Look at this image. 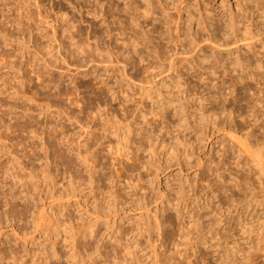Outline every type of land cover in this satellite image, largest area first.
<instances>
[{
    "label": "rangeland",
    "instance_id": "374dc122",
    "mask_svg": "<svg viewBox=\"0 0 264 264\" xmlns=\"http://www.w3.org/2000/svg\"><path fill=\"white\" fill-rule=\"evenodd\" d=\"M38 1L43 6L40 11L37 9ZM120 3L124 7L122 0ZM184 5L181 12L175 6H171L169 13H162L161 8L155 10L159 44L153 43V37L152 41H140L136 47L129 44L130 50L136 48L138 53L133 54L134 66H129L124 73L109 47L108 36L101 30L100 14V17L96 15L93 18L87 10L80 11L65 0L62 5L58 4V0H0V135L4 138L1 140L6 142L0 154L1 162L4 166L9 165L11 160L21 159L24 169L18 167L20 173L34 168V182L41 186L38 198H43L39 204L47 203L46 218L50 220L49 225L45 220L44 233L36 232L35 237L26 242L17 238L11 229L12 223L20 231L22 227L31 225L33 218L24 211L22 197L17 200L19 204L15 208L6 206L4 194L9 186L18 196L23 186L20 182L16 185V180L13 183L7 175L4 179L0 173L1 186H7L0 189V217L6 210L14 220L9 227L0 222L1 226H5V230L0 229V250L4 247L3 239L9 238L10 241L14 238L15 241L16 238L17 241H10L15 249L18 247L17 250L23 251L28 247L55 264H90L93 259L100 260V252L104 253L103 257L108 255L105 257L108 264H115L111 260L114 255L113 241L122 227L123 231L127 228L134 231L124 237L126 243L127 238H130L128 243L134 242L132 245L127 243L130 245L128 253L121 251L122 255L129 254L131 259H135L132 264H179L188 257L195 259L192 264H203L202 258L206 264H264V250L256 249L259 240L248 244L243 236L235 235L239 232L235 217L244 220L246 199L255 201L262 197L264 204V180L258 166L259 154H264V0H187ZM60 6L64 7L66 14L58 12ZM132 11L130 13H134L141 22L152 16L144 13V7ZM91 25L98 26L100 39L93 36ZM144 28L152 30L153 36L151 25L148 27L146 22ZM212 33L221 40L213 41L210 38ZM172 36L175 37L167 46L163 37ZM195 40L200 45L197 49L199 57L194 55ZM177 42L183 43L189 52L193 50V55H190L194 60L186 62L184 55L174 54L173 44ZM171 58L176 63L174 69L170 66ZM108 86L120 91L118 100H113V96L107 93L98 94ZM202 97L212 98L210 103L205 104L208 115L202 110ZM124 100H129L131 115L138 105L143 109L160 103L170 106L166 120L155 119L152 141L146 144L149 151H152L150 146L153 148L155 167L146 171L142 179H138L141 176L137 172L133 173V177L125 175L121 190L116 180L105 184L107 192L116 188L123 194V201L128 203L131 201L128 195L132 189L130 182L136 178L145 189H138V196L133 199L138 202L139 198H146L149 204L142 209H137V202L134 205L124 204L125 208L119 210V215L113 214L109 220L94 223L98 243H93V237H90L93 241L89 247L79 243L76 249L79 259L72 260L70 257L77 251L72 249L70 216H76L77 211L71 207L68 215L67 210L62 211L59 203L53 202L47 192L49 189L56 191L51 183L53 181L58 182V186L70 181L72 169L69 159L73 149L69 142L72 141V134L78 130L81 132L87 120L93 119L94 124L97 121L105 123L108 121L106 116L111 115L109 111L119 112L117 115L121 116L118 105L121 106ZM172 105L179 109V115ZM7 124L11 129H6ZM61 128L62 135L57 132ZM13 146L15 149L10 148ZM148 150L143 156L149 161ZM102 165L103 162L100 163L101 169ZM12 168L16 173L17 169ZM43 168L45 171L51 169V178L45 177L47 172ZM50 184L51 188L47 187ZM249 185L256 190L242 193V207L237 212L233 206L237 188L245 192L246 188L242 186L248 188ZM81 213L84 214V211ZM84 216L86 218L87 215ZM91 216L88 220L96 222ZM156 217L161 222V230L157 228ZM146 224L150 226V231L146 230ZM56 227L61 231H55ZM59 231L60 236L54 237ZM236 239L239 241L235 242ZM54 241H58V247L54 246ZM106 244L107 247L104 246ZM98 246L101 251H96ZM54 247L63 255L60 260L53 256ZM1 253L0 264H3ZM72 253L75 254L71 256Z\"/></svg>",
    "mask_w": 264,
    "mask_h": 264
},
{
    "label": "bare ground",
    "instance_id": "6f19581e",
    "mask_svg": "<svg viewBox=\"0 0 264 264\" xmlns=\"http://www.w3.org/2000/svg\"><path fill=\"white\" fill-rule=\"evenodd\" d=\"M65 1H68L69 4L72 7H74V6H75V8L77 7L80 11L81 10L82 11L83 10H87L88 13H91L93 18L96 15L99 16V14H100V16H102L101 23H100V24H102L101 25V27H102L101 30L104 33H106V35L108 36V38H109V47L112 50V53H114L116 55L115 58H116L118 64L121 65L122 71L125 73L129 66H134V60H133L134 55L133 54H137L138 53L136 48H134V50H130L129 44L130 45L134 44V47H136V45L138 43H141L140 41H146V40L152 41L151 40L152 37H153V43L157 44V45L159 44L158 39H159L160 36L158 37V35H156V32H157L156 30L158 28V21H157V19H154L155 10L158 9V8L159 9L161 8L160 10H161L162 13H165V12L169 13V11L171 9V6H175V8L179 9V12H181L182 5H184L187 0H146V1H144V0L143 1L142 0H122L124 7H121V3H120L121 0H77L76 2H74V0H65ZM62 2H63V0H58V4L59 5H62ZM41 5H42L41 2H39L38 6H37L38 7L37 9H39V8L41 9L43 7ZM143 7H144V13L145 14H152V16L150 17V19H147L146 21L144 20V22H141V19L139 20V18L134 13H130V12H133L132 10H141V8L143 9ZM185 7L186 8L188 7L187 4H186ZM63 8H64L63 6H60L59 10H58L59 13H62L61 15L66 14L65 12H63L64 11ZM40 9H39V11H40ZM180 15H182V13H180ZM96 19H97V17H96ZM48 22H50V21H48ZM146 22L148 24V27H149V25H151L153 27V36H152V30L151 31H146V28H144V25H145ZM51 26H53V25H51ZM91 26H92L91 28H93V30H92L93 31V36L95 38H97V39H100L99 38V34H98V32H99L98 26L97 27H95L96 25L95 26L91 25ZM70 30H72V29L70 28ZM62 35H64V34H62ZM7 37H8V35H7ZM174 37L175 36L163 37V40L165 41V43L168 46L169 43L172 42ZM210 38H212V40L216 41V42H219L221 40L216 34H213V33H212V36ZM197 42L198 41L195 42L193 48L196 49L195 50L196 53H194V55L196 54V56L199 57V55H197L198 54L197 49H198V46L200 47V45ZM61 43H63V42H61ZM173 48H175L174 50H176V53L174 52V54H177V55L178 54H182V55H184V57H183L185 59L184 61L190 62V60H194L192 58L193 50H191V52H189L186 49V47H185V45L183 43H179V42L174 43L173 44ZM191 53H192V55H190ZM170 66L173 69L175 68L176 63L174 61V58H171ZM173 69H171V70H173ZM242 70H244V69H242ZM45 74H46V72H45ZM160 74H162V73H160ZM177 76H178V78H180V74L179 73H177ZM39 78H40V76H39ZM180 85L183 86L184 84L181 82ZM112 88H110L109 86L105 87V89L103 91L99 92L98 94L99 95L103 94V93H105V94L107 93L108 95L110 94L111 96H113L112 99L116 101V100H118L117 94L120 93V91H117V90L112 89ZM0 90H1V88H0ZM15 91H17V90H15ZM123 93H125V91ZM98 94H96V96ZM85 95H86V93H85ZM102 96H105V95H102ZM208 97H210V96H208ZM106 98H108V97H106ZM32 99H33V97H32ZM201 99H202V103H203L202 104V110H204V113L206 112L207 115H208L209 112L206 111L207 107L205 106V104L207 102L210 103V100L212 98L210 99V98H207V97L206 98L202 97ZM78 101H77V103H78ZM108 102L109 101H107V103ZM213 102L214 101H212V103ZM215 102H217V101L215 100ZM105 103H106V101H105ZM118 103H119V101H118ZM74 104H76V103H74ZM160 104L153 105L151 108H148V109H143L142 107H140V105H138L136 107L137 109L134 110L135 113L134 114L132 113V115H131L130 114L131 111H129V107H130L129 100H124V102L121 103V106L118 105V107L121 109V112H122L121 116L117 115V114H119V112L117 114H115L114 110H113V113H112V111L108 110L109 112H111V113H109V114H111L110 115L111 118L107 114L108 117L106 116V119L108 118L107 119L108 121H106L105 123L103 122L104 124L101 123V121H100V123H97L98 121L96 119L95 120L97 122L95 121L96 123L94 124V122L92 121L93 119L91 118L92 119L91 121L93 122L94 125H92V122L90 120H87L86 122H84V125H82V127H81L83 132L82 131L80 132V130H78L79 132L77 131L74 134H72L73 135V137H71L72 141H70L71 139L69 140L70 141L69 143L72 144V149H73L72 157L69 159V166L72 169L71 170L70 181H69L68 184H64L63 183L62 186H58L59 183L56 182V181H53L51 183H53V186H55L53 188H55L56 191L49 189V192H47V190H46V192L48 193V197L53 202H58L59 203V207H62L61 208L62 211L65 209V210H67V213H68V212L71 211V209H70L71 207H75V211H77V215L76 216H70L71 222L69 221L70 223H72L71 224V226H72V235H70L72 239L70 237H69V239L72 240L71 242H72L73 247H74V248H72L73 251L74 250L77 251L76 249H77L79 243H81V245H85L86 247H89L92 244L91 241H93V240H94L93 243H96V242L98 243V240H99L98 239V233H96V229L93 228L94 227V223L101 222L102 219L109 220L110 216H112L113 214H115V216L119 215L120 214L119 210H122L123 208H125L124 204H129L130 203L131 205H134V203L137 202V200L133 199V198H134V196H136L138 194L137 193L138 189H140V190L145 189L144 185L138 184V182L135 180L136 178L134 177L135 179H133L132 177L134 175L133 173L137 172L141 176V178H138V179H142V176L144 175V173H147L146 171L151 170L156 165L155 161L153 159V148L150 146L152 151H149L148 150L149 148H147L146 144H147V142H151L152 141V131L155 129V127H154L155 125L154 124H156V120L155 119L166 120V118H167V110L169 109L170 106H165L163 103L161 105ZM213 104H215V103H213ZM131 106H132V104H131ZM172 107L174 109V112L177 113V115H179V109L176 106H174V105H172ZM113 108H115V106ZM231 108H233V107H231ZM104 110H105V108H104ZM210 112L212 114L214 111L210 110ZM46 114H47V112H46ZM54 114H57V113H54ZM216 114L217 113H215V115ZM100 115L102 116L101 113H100ZM100 115L98 114L99 118H100ZM117 117H120L119 118L120 120H118ZM99 118H98V120H99ZM109 118H110V120H109ZM114 118H116V119H114ZM75 119H77V117ZM100 120H103L102 117L100 118ZM180 120H181V118L178 119V122H180ZM104 121H105V119H104ZM78 122L80 123V121H78ZM58 124H57L56 128L59 127ZM47 125H45V126H47ZM6 129H11L10 125H8L6 127ZM62 129L63 128L59 129V131L57 130V132H59L61 135H62V132H63ZM34 132H36V131H34ZM64 133H67V132H64ZM68 138H70V137H68ZM1 139H4V138H2V136L0 135V154H1L2 148L4 147L3 145H5V143H6V142H3V140H1ZM62 141H64V139ZM2 143H4V144H2ZM98 144H99V147H98ZM95 146L98 147V148H96ZM10 148H14V146L10 147ZM147 150L150 152L149 161L145 160V158L143 156ZM253 153L254 152H252V156H253ZM261 153H263V152H261ZM15 155H16V153H15ZM61 155H63V154L61 153ZM259 155H260L259 156L260 160H259V157L257 159L259 160L261 165L259 164L258 166H260V168H261V173H262L263 180H264V163H263L264 162V159H263L264 158L263 157L264 154H259ZM67 156H68V154H67ZM253 157L256 158L255 156H253ZM18 160H16V161L11 160V162H9V165L7 164L8 166L7 165L3 166L4 162L3 163L1 162L2 160H1V157H0V173L2 174V176L3 177H4V175H5V177L9 176L12 179H10L9 177L8 178L10 180H13L14 181L13 183H15L17 181L16 185L18 184V182H20V183H22V186H23V190L21 189L20 193L18 192L19 193V196H18L13 191L11 185L10 186L8 185L10 188L8 190L6 189L7 191L5 192V194L3 193L5 195V199H6V201H5L6 202V206L9 205L12 208H15L19 204V203H17V200L21 199V197H22V199H24V203H23L24 207H23V205H22V207L24 208V211L26 213H29V215H31V217L33 219H32L31 225L26 226V227H22L21 230L18 231L16 226H15V223H14V225L12 223L14 220L10 218V216L8 214V211L4 210L3 211L4 214H2L1 217H0V222H1V224L2 223H4V224L6 223L7 227H9L10 223H12L11 226H13V227L11 229H13L12 231L14 232L15 236L17 238H19L20 240H23L24 242H26L29 238L33 239L35 237L36 232H39L41 234L44 233L45 232L44 224L47 221L48 225H49V221L50 220L48 221L47 218H46L47 217L46 209H48V208H46L45 205L47 203L45 204V202H44L43 205L39 204V201L42 200L43 198H42V196L40 197L41 199L38 198V194L37 193L41 192L40 191V189H41L40 187L41 186L40 185L38 186V184L36 185L35 182H34L36 180V175L34 174L35 172L33 171L34 168L33 169L31 168L30 170L26 169V170H28L27 172H24L25 171L24 170L23 171L24 173L23 172L20 173L18 171V167L21 166V163H20L21 159H20V161H18ZM102 162H103V165H102L103 167L101 169L100 168V163H102ZM60 165H61V162H60ZM12 166L17 169L16 173H14V170H12L13 169ZM22 166L20 167L21 170L24 169V167H22ZM46 168L47 167H45V169ZM45 169H44V171H45ZM10 171H13V172L10 173ZM40 171L42 173V170H40ZM44 171H43V173H44ZM45 172H47V174L45 176L46 178L47 177L51 178V176L53 175L51 169H47ZM128 173H131V174H128ZM42 175H44V174H42ZM125 175H128L127 176L128 178H129V175H131L132 176L131 179H133L132 182L129 181L132 189L128 191V195H129L130 200H131L128 203L123 201V194L120 191H117L116 188L113 189V190H109L108 192L106 191L107 189H105V188H107L106 185H105L106 182L108 183V181H110L111 183H114V181L116 180L117 183H119L118 185L120 186L119 190H121V186H122V182H123L122 178H125ZM5 177H4V179H5ZM9 179H6V180L9 181ZM53 179H54V177L52 178V180ZM139 182H140V180H139ZM1 183H2V181H0V189H2L3 187L4 188L7 187V186L6 187L5 186H1ZM263 183H264V181H263ZM261 184H262V182H261ZM51 185L52 184H50L47 187L51 188ZM242 187L244 189L246 188L245 192H243L242 189H238L237 188L238 193H235V197H234L233 206L235 208V211H237V212L239 210H241V207H242V204H241L242 201H243V198H241L242 193H244V194L247 193L248 194L250 192H255L253 190H256V187L253 188V185H249V187H248L249 189L246 186H242ZM122 189H124V188H122ZM257 189L261 190V187L260 188L257 187ZM106 193H107V195H106ZM22 194H24V195H22ZM49 194H51V195H49ZM48 197H46V198H48ZM255 198H257V196H255ZM261 198L255 200V201L253 199H251V198H249V200L246 199L247 200V203L245 205V211L246 212L243 213L244 220L240 219V217L239 218L237 216L235 217L236 228H238L239 230L238 229L237 230L240 232V233L237 232L235 235L237 236V235L240 234L241 236H243L244 240L246 242H248V244L253 243L252 241H254V240H259V243L257 244L256 249H260V250L263 251L264 248H262V242H264V216H263L264 215V211H263V205L264 204L261 202ZM44 200H46V199H44ZM63 200H66V202L64 203ZM67 203H68V205H67ZM148 204H149V201H147L146 198L144 199V198L141 197V198L138 199V202H137L136 206H137V209L138 208L142 209V208H147ZM121 205H123V207H121V209H120ZM258 207L261 208V211H259ZM12 210H14V209H12ZM53 211H51V212H53ZM83 211H84V214L81 213ZM79 213H81V214H79ZM53 215H50V216L54 217ZM64 215L67 216L66 214H64ZM68 215H69V213H68ZM84 215H87L86 218H85ZM91 215L93 216V218H95L96 222L91 221V219L88 220L89 216H91ZM50 216H48V217L50 218ZM258 216H260V218L263 219V220L260 221V218ZM67 217H69V216H67ZM83 218H84L85 221L83 220ZM52 219L53 218H51V221H52ZM80 221H82V222H80ZM53 222H54V219H53ZM55 222H58L57 219H56ZM156 222H157V226H158L157 228L159 230H161V224H160L161 222H160L158 217H156ZM51 223L52 222H50V224ZM6 224H5V226H6ZM53 224L55 225L56 223H53ZM58 224H60V223H58ZM147 224H146V226H147ZM54 225H52V226L54 227ZM4 227L0 225V229L1 230H3ZM48 227L49 226H47V228ZM60 227H62V226H60ZM58 229L61 231V229L59 227H56L55 231H57ZM130 229L127 228L126 231H123L122 227H120L119 228L120 233H118V235L115 234V236H114V241H113L114 245H113V248H112V250H113L112 253L114 255L113 256L110 255V254L109 255H110V258L112 256L111 260H112V262H115V264H132V261L135 260V259L134 260L131 259L132 257H129L128 256L129 254H127V255L123 254L122 255V253H121L122 250L123 251L125 250L128 253V251H129L128 250L129 249L128 246H130V245H132V243H134V242H130L131 244L128 243L130 241V238H127V241H128L127 243L130 244V245H128L124 241V239H125L124 237L125 236H128L129 234H132L134 232L132 230V228H130ZM149 229H150V226L149 227L147 226L146 230L148 231ZM1 230H0V232H1ZM60 231L56 232L57 234L54 237L60 236ZM115 231H116V229L113 230V233H115ZM6 235L8 236L7 233H6ZM90 237H93V240H90ZM13 240H14V238H12L10 241L11 242L17 241L16 238H15V241H13ZM2 241H3L2 244H4V247L1 248L2 250H0V251H2V253H3V258H2L3 262H4L3 264H51L52 263V261L49 262V258L41 257L42 254H39V253H37V252H35L33 250L27 249L28 247H26L23 251L17 250L18 247H16V249H15L14 247H12L13 243H12V245L10 244L11 242L9 241V238L3 239ZM238 241L239 240H237V239L235 240V242H238ZM135 242H137V240H135ZM0 243H1V240H0ZM53 243H54V246H57L58 241L57 242L54 241ZM72 244H70V245H72ZM14 246H15V244H14ZM75 246H76V248H75ZM104 246L107 247V244L104 245ZM133 247H134V245H133ZM87 250L88 249H86V251ZM96 251H101L99 246H98V250H96ZM52 253H53V256L57 257L58 260H60L61 257L63 258V255L61 256V254L57 250V248L53 249ZM78 253H79L78 251L76 252V254L74 253L75 255L72 253L71 256L72 255H74V256H72L70 258L72 260L79 259V258H77L78 257L77 254ZM100 255L102 256L100 258L99 255H98V258H100V260L95 261L94 259L93 260L90 259L91 262L93 261L90 264H108L107 263L108 259L105 258V257H108V255H105V257H103L104 253H102V252H100ZM262 256L264 257V251H263V255ZM90 258H92V257H90ZM171 259L175 260L174 257H172ZM194 260H192V257H190V258L188 257L186 259V261L185 260L181 261V263H179V264H192V263H194L193 262ZM202 261H204V263L206 264V260H204V258H202ZM171 263H174V262L172 261ZM52 264H55V263H52ZM250 264H251V262H250Z\"/></svg>",
    "mask_w": 264,
    "mask_h": 264
}]
</instances>
